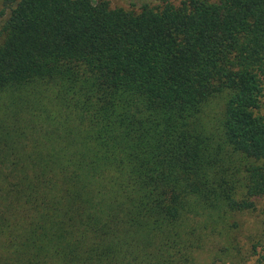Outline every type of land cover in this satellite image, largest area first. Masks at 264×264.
Masks as SVG:
<instances>
[{
	"label": "trees",
	"instance_id": "1",
	"mask_svg": "<svg viewBox=\"0 0 264 264\" xmlns=\"http://www.w3.org/2000/svg\"><path fill=\"white\" fill-rule=\"evenodd\" d=\"M158 2L1 0L0 264L234 249L264 199V0Z\"/></svg>",
	"mask_w": 264,
	"mask_h": 264
},
{
	"label": "rangeland",
	"instance_id": "2",
	"mask_svg": "<svg viewBox=\"0 0 264 264\" xmlns=\"http://www.w3.org/2000/svg\"><path fill=\"white\" fill-rule=\"evenodd\" d=\"M113 8L131 10L132 5L142 3L158 4L160 0H108ZM179 5L183 0H169ZM216 1V0H214ZM2 3L0 0V10ZM258 209L246 212L238 217L240 228L234 249L231 248L230 255L222 256V260L216 261L215 252L208 247L197 254V264H256L258 253L264 249V226L262 224L261 211L264 208V199L258 203ZM256 245V248L254 247ZM236 258H232V256Z\"/></svg>",
	"mask_w": 264,
	"mask_h": 264
}]
</instances>
